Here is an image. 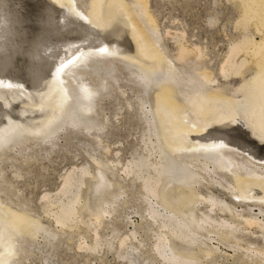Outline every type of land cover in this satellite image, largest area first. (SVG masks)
Instances as JSON below:
<instances>
[{
	"label": "bare ground",
	"instance_id": "6f19581e",
	"mask_svg": "<svg viewBox=\"0 0 264 264\" xmlns=\"http://www.w3.org/2000/svg\"><path fill=\"white\" fill-rule=\"evenodd\" d=\"M231 1L235 2L239 10L235 26L243 31L237 38L230 41L215 73L210 70V66L206 65L205 53L200 46L187 44L184 33L175 34L173 39L176 53L173 55V60L183 66L193 63L191 68L185 69L183 76L177 75L168 66V69L164 70L165 59H167L165 57L168 56H164L162 50L157 49L143 29L140 53L137 52L138 55H136L130 52L131 46L127 44L130 39L127 32L129 19L126 13H133L132 1L130 2L132 7L124 0H89L88 4L86 3L88 7L84 17L86 25H84L94 33L100 32L106 40L114 41L113 44L117 49L113 53L125 61H119V67L114 62L115 59L106 61L100 56L99 58L90 56L86 61V64L88 62L89 64L81 66L80 68L83 69L76 71L80 73L76 75L79 83H75V80L65 82L59 77L64 74L62 71L65 68L76 61H85V56L92 50L105 53H110L111 50H100L103 45L110 46L104 40L100 42L101 44L99 43L100 45H85L72 52L65 58L66 63L54 75L53 82L50 83V95L46 96L41 92L38 97L30 99L32 107L28 108L33 112L29 114L33 122H38L41 118L47 119L54 110L55 99L51 96L61 94L60 90L63 87V93L70 95L73 99V102L66 105V111L64 110V115L62 114L63 119L61 118L57 125L58 119L56 126L54 124L55 127H52L53 129L48 133L45 132L47 134H43L42 137H36L33 134V127L27 128L24 122L17 123L15 130L7 138L10 145L5 147L13 150L18 146L24 147L27 143L29 145V142L49 143L52 146L55 145L54 140L61 136L60 131L64 129L67 132L70 127H78L85 131L95 129L96 133L92 135L100 142L98 132L105 129L107 120L98 119L96 114L99 112L96 113V108L99 103L91 98L90 101H94V104L90 105L92 108L88 112L85 111V108L83 109L85 99L80 97L81 92H79L84 88V77H89L93 80V90L97 95L99 94L100 98L113 90H119V94H124L125 89L123 90L122 85L119 84L122 79L136 86L134 106L140 111V119L146 125L139 137V142L142 144L141 151L134 152L130 159L123 161L124 163L121 162L122 159L120 160L118 150L115 151L114 157L111 158L112 162L110 161L113 166H107L108 163L106 164L103 159L88 153L93 164L85 163L79 167H72L62 176L61 186L59 185L60 188L55 193L42 194V208L50 219L48 227L41 222L40 218H34L28 211L12 210L10 206L0 203V248L7 247L6 234L10 240L18 244L19 249L24 250L22 244L33 241L39 233L45 243H51L59 230L78 227L82 224L86 229L91 226L89 229L92 235L90 236L85 229L89 234L86 236L89 237V241H85V236L80 235L81 240L78 241L77 248L96 251L103 243L107 244V247L108 244L113 243L109 240L103 242L97 228L100 225L104 227L102 225L105 222L104 218L115 212L116 218L120 219H116L117 221L125 220V224L132 225L122 235L116 237L118 257L125 256L121 251H139L138 246L142 245L141 241L136 243L132 241L135 240V235L139 234L138 231L144 229L145 232L149 231L150 235H153L150 250L153 251L154 256L160 258L161 264H214L217 257L226 253L219 249V244L231 248L239 264H264V206H262L264 160L263 156L258 158L246 148L251 144L264 148V0ZM3 2L4 0H0V51L8 50L5 44L10 41L9 34L12 33V29H16L19 25L21 30H28V26L21 23L25 20L21 19L22 10L25 11L26 8V13L30 11L26 6L36 5L41 9L44 7L43 4H46L49 7L48 12L56 13L61 10L56 7L53 0H19L16 2L18 6L15 4L17 8L11 10L7 8L8 4ZM63 2L65 3V0ZM63 2L61 0L60 3L63 4ZM134 2L141 8L142 11L139 10V12H143L146 20L144 22H148L149 26L156 29L154 19L148 12V1L134 0ZM61 7L64 8L63 5H60ZM49 16V19H54L53 15ZM129 17L131 18L130 15ZM251 24L259 34L258 39L249 32L248 28ZM122 37L126 39L127 46L123 47L124 43L117 45L122 41ZM50 40H48L50 44L47 41L48 44L39 47L41 50L45 49L43 54L47 53L54 44V39L50 37ZM43 54L38 53V56ZM6 56H10V53ZM251 63L253 67H249ZM251 72H256V81L251 78V80L246 79V74L250 75ZM218 76L226 80L240 78L241 84L239 83L240 85L238 84V88L234 91L240 92L245 102L232 105L237 101L233 102L234 98L231 99L226 92L231 85L227 81L218 85ZM4 89L6 88L0 87V119L7 114L6 105L11 104ZM87 90L90 91V89ZM232 92L231 94H234ZM126 104L127 109L133 108L130 98H126ZM230 105L236 108V113L240 112L239 117L246 123V130L235 131V125L239 124L240 120L235 119L237 115L231 112ZM87 107L89 108L88 105ZM187 110L190 111L196 123L189 121L190 117L186 115ZM239 133L242 136H239ZM216 135L223 136L209 142ZM108 147L102 145L105 152H108ZM104 170L108 171L114 180L110 181L112 182L110 185H113L115 189L109 191V197L100 196V202L98 200L97 207L93 208L90 192L102 187L104 173L102 171ZM126 180L128 184L123 183ZM136 182L137 185H135ZM0 187V191L7 192V188H4V191L1 184ZM126 187L134 192L136 200H139L138 204L141 203V211L136 210V215L138 214L140 219L138 224H132L134 222L127 219L130 217L126 218V214L121 215L119 211L128 202L123 197ZM106 222L113 223L110 219ZM56 227L60 229L57 230ZM110 228L111 233L118 232L119 229L115 225ZM257 231L260 235L255 234ZM248 234L254 238H260L261 244L253 246L255 242L248 238ZM111 238L113 239L110 236L109 239ZM15 247L17 248L16 245L14 249ZM14 256H18V253ZM15 259L14 262L12 261L13 264H21ZM7 261L5 254L1 255L0 264H7ZM132 261L128 258L129 264L135 263Z\"/></svg>",
	"mask_w": 264,
	"mask_h": 264
},
{
	"label": "rangeland",
	"instance_id": "374dc122",
	"mask_svg": "<svg viewBox=\"0 0 264 264\" xmlns=\"http://www.w3.org/2000/svg\"><path fill=\"white\" fill-rule=\"evenodd\" d=\"M63 1L64 0H62V2ZM124 1L129 4L132 1L131 4L133 3L132 6L134 5L132 7L130 4V7H132V12L134 14L137 12V17H135L136 14L134 15L133 13H126L127 18L129 19L127 32L130 39L127 44L131 46L130 52L136 55L140 53V44L143 42V39L141 38V30L143 29L150 40L155 44L157 49L159 51L162 50L161 52L164 54V56H168L165 57L167 59H165L166 66L164 70L170 68L177 75L183 76L185 69L191 68L190 66L193 65V63L189 64L188 66H183L181 63L179 64L173 60V55L176 53V46L173 39L175 34L184 33L183 36L185 37L187 44H195L200 46L205 53L204 59L206 60V65L208 67L210 66V70L214 71L213 73H215L218 69L219 61L222 60L225 52L228 49L230 41H232L234 38H237L243 31L242 28V30H240V27L235 26V21L239 16V10L237 5H235V2L231 0H147L148 12H150L149 14L154 19V24H156L157 27L156 29H153V27L149 26L150 24L148 22H144L145 17L143 12H141V8L134 2V0ZM16 2H19V0H4L3 3L8 4V7H6L11 10L13 8H17L18 3L16 4ZM60 2L61 0H53V3H55L56 7L61 9L56 13L48 12L49 7L46 6V4H43V9H40V7H37L36 5L33 7L26 6L27 9H30V11H28L29 13H26V8L25 11L22 10L21 19L25 20L21 23L24 25L26 24L28 26V30H21L19 25L16 29H12V33L9 34L10 41L6 43L7 45L5 44L8 50L0 51V87L6 89L10 88L9 91L4 89V92L7 95L6 97H8L9 101L11 102V104L6 105L7 114L4 115L5 117L3 119H0V176L3 175L0 177V184L3 190L4 188H7V192L0 191V203L10 206L12 210L15 209L16 211H20L23 209L28 211L34 218H40L41 222L46 227L49 226L48 223H50V219L42 208V194L44 192L55 193L61 186L62 176L72 167H79L85 163L93 164L88 153L95 156L97 155V158L100 157L103 159L106 164H109H107V166H113V163H111V158L114 157V152L118 150L120 160L122 159L121 162H126L128 159H130L134 152L141 151L142 144L139 142V137L142 130L146 126L140 119V111L136 106H134V104H136V99L134 96V90L136 89V86H134L132 82L126 81V79L119 81V84L122 85V89H125L124 94L120 93L122 96L119 94V90H113L110 94L104 95V97L100 98L98 97L99 94L97 95L92 88L93 80L89 77V79L84 77L83 87L86 88H79V92H81L80 97L82 96L84 97L83 99H85L83 109L85 108V111L88 112L92 108L94 101H98L99 105L96 108V113H99L96 115L98 116L99 120H107L105 129L103 128L98 132L100 135V142H98L94 135H92L94 132L96 133L95 129L85 131L78 129V127H70L67 129V132L64 129L60 131L61 136L54 140L55 145L52 146L49 143L35 144L33 142H29L30 146L27 143L24 145V147L21 146L19 148L18 146L13 150H8V148L5 147L8 144L10 145L7 138L10 136L9 134L15 130L17 123L24 122L25 125H27V128L33 127V134H35L36 137H42L43 134L46 135L49 130L56 126V121H58V119L59 121L57 122V125L63 119L66 107L71 101L73 102V99L70 95L63 93V87H61L60 90L61 94L59 93V95L56 94L51 96L53 99H55L53 101L54 110L51 114H49L47 119L41 118L38 122H33L31 120V116H29V114L33 112L28 108L32 107L30 99L38 97V94L41 92L46 96L50 95V83L53 82L54 75H56L59 68L66 63V61H64L65 58L72 52L74 53L78 48L80 49L85 45H100V42H104V40L110 46L103 45L100 50H111L110 53L92 50L87 54V56H85V61H76L74 64L65 68L62 71L64 74L59 76L60 79L64 80L65 82L75 80V83H79V79L77 80L76 75H80V73H77L76 71H78V69H83L80 67L86 64V61L90 56H94L95 58H99L100 56L105 58L106 61L115 59L114 62L119 67V61L124 60L121 59L120 56L118 58V55L113 53L117 49L113 44L114 41L111 39L106 40L104 36H101L100 32L94 33L85 26L86 24L84 22V17L86 15V8L88 7L87 4L89 0H65V3L63 2V4ZM47 3L50 2L47 1ZM5 4L3 5L5 6ZM60 5H63L64 8H60ZM139 10L141 11L139 12ZM49 15H53L54 19H49ZM142 17L144 18L142 19ZM252 25L253 24H251V26L248 28L250 29L249 32L253 33L254 37L258 39L259 34L256 33L254 30L255 27ZM50 37L54 39V41L52 40L54 44L47 53L43 54L45 49H42V51L39 49V47L44 44H48V42L51 41ZM42 38L45 40H41ZM122 38V41L117 45L120 46L124 43L123 47L127 46V44H125L126 39L124 37ZM17 41H20L21 43H18ZM107 43L106 45H108ZM132 49H134V51ZM8 53H10V56L7 57L6 55ZM38 53L43 55L39 57ZM114 56L117 57V60L116 57L111 58ZM88 64L89 62L86 65ZM250 65L251 66L249 67H253L252 63ZM123 75H126L125 70ZM255 76L256 72H251L250 75L247 73L245 77L247 80L252 79L254 81L255 79L256 81ZM218 80V85L227 82L230 83L233 90L229 88L226 90V92L230 95L231 99L234 98L232 100L233 102L237 101L236 103H232V105L245 102L244 96L240 92L238 93L234 91L241 84L240 78H229L226 80L221 76H218ZM87 89H90V91ZM231 92L234 94H231ZM88 93L91 95L89 96ZM27 94H29V96H27ZM90 98L94 101H90ZM126 98H130L133 108L127 109ZM8 107H10L9 110ZM230 107L231 112H233L235 116L237 115L235 119L237 121L240 120L239 124L235 125V131L238 132L239 130H246V123L241 117H239L240 112H237V114L236 108L234 109V106L231 105ZM186 112L187 117H190L189 121L195 122V119L192 117V114H190V111L187 110ZM104 118L106 119L104 120ZM244 127L245 129H243ZM62 133L64 134L62 135ZM222 136L223 135H216L215 137H212L209 142L216 141ZM239 136H242V134L239 133ZM248 139L250 140L251 138ZM102 145L109 146L108 152H105L102 149ZM262 147L263 146H258L257 144H251L246 148L258 158L263 156L262 158L264 160V148L262 149ZM107 160L108 162H106ZM102 173V187L90 192V202L93 208L97 207L98 200L100 202L101 197H109V191L115 189L113 185H110V183L112 184L110 181L114 180L111 178L109 172L104 170ZM105 177L107 178L106 180ZM123 183L128 184L127 180ZM106 185H109L110 187H107ZM135 185H137V182ZM127 190L128 187H126V193L123 195V197L128 200V202L124 204V206L126 205V208L123 206V208H121L119 211L121 212V215L126 214V218L130 217L127 219H131L130 221L134 222L132 224H138L140 219L138 214L136 215V210L141 211V203L138 204L139 200H136L134 192ZM227 198L230 199L229 196H227ZM262 206H264V203H262ZM112 214L104 218V221L106 222V220L109 221L110 219L113 223L109 224L111 226L115 225V227H118V232L116 231L111 233V226L108 224V222H104V224H102L104 227L100 225L97 228V232L99 231V236L102 235L100 238L102 237L101 240H103V242H108L107 240L113 242H110V245L113 247H111L109 244L107 247V244L103 243L100 246L101 248L99 247L96 251L78 249L77 243L81 240V237L79 236L84 235L85 241L88 242L89 237L86 236H89V234L87 232L90 233V236L92 235V232L89 229L91 226L86 229L84 225L79 224L78 227H71L69 229L63 228V230H59L60 228L56 227L59 232L58 235L54 237L53 241H51V243H45L41 233H39L33 241H26L24 244H22L24 250L19 249L18 244L14 243L12 239L10 240L8 234H6L7 247H4L3 249L0 248V259L1 255L5 254L6 259L10 263H12V261L14 262V259L16 258L15 260L21 264H129L128 258L130 261L133 260L132 262H135L134 264H150L152 260L153 262H151V264H159L160 258L158 256H154L153 251L150 250L153 241V235L151 236V232H145L144 229L143 231L139 230V234H136L135 240L132 241L133 243L141 241L142 245L138 246L139 251H121L124 252L125 258L118 257L116 251L117 238L118 236L122 235L123 232L130 229L132 225L125 224V220L117 221L120 219L116 218V213L113 212ZM255 234L260 235L258 231L255 232ZM110 236L115 239H109ZM248 238L254 240L253 242H255V244H253V246L256 244H261L260 238H254L252 235L249 236V234ZM15 245L18 249L16 247L14 249ZM219 249L226 253L222 254L220 257H217V259L214 261V264H239L236 260V257L233 255L234 252L231 248L219 244ZM23 251H25V253ZM127 252L128 254H131L128 255ZM17 253L18 256H14L17 255ZM8 261L7 264H10Z\"/></svg>",
	"mask_w": 264,
	"mask_h": 264
}]
</instances>
